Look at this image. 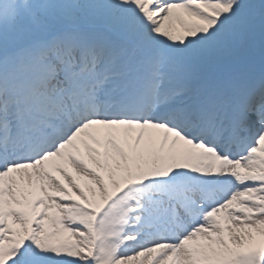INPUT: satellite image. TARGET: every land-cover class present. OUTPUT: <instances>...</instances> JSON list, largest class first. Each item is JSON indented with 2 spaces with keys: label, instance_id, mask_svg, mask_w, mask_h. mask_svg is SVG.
<instances>
[{
  "label": "snow or ice",
  "instance_id": "6c2138e0",
  "mask_svg": "<svg viewBox=\"0 0 264 264\" xmlns=\"http://www.w3.org/2000/svg\"><path fill=\"white\" fill-rule=\"evenodd\" d=\"M0 264H264V0H0Z\"/></svg>",
  "mask_w": 264,
  "mask_h": 264
}]
</instances>
